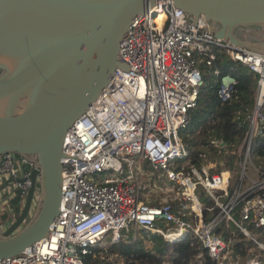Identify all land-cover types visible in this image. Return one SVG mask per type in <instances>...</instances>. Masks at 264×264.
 Returning a JSON list of instances; mask_svg holds the SVG:
<instances>
[{"label": "built area", "instance_id": "2783aa9c", "mask_svg": "<svg viewBox=\"0 0 264 264\" xmlns=\"http://www.w3.org/2000/svg\"><path fill=\"white\" fill-rule=\"evenodd\" d=\"M217 51L258 75L255 103L245 112L241 141L228 145L212 138L200 153L205 161L195 165L179 130L189 123L204 82L199 64L211 66ZM119 55L128 68L115 70L65 133L59 214L47 236L18 255L0 258V264H88L95 245L109 234L117 241L129 229L153 231L166 241L175 235L177 242L193 234L218 264H240L233 249L243 239L251 240L244 264H264V172L256 168L261 175L256 181L247 176L254 140L264 138V52L224 41L203 16L194 21L171 0H156L133 19ZM215 73L218 95L227 102L238 80ZM227 153H237V169L230 167L234 178ZM143 161L149 162L148 170ZM37 168L34 156L1 154L0 184L10 180L5 197L0 190V203L16 198L22 207ZM161 184L170 195L155 204L152 194ZM168 198L178 201L177 209ZM8 225L0 223V235ZM251 230L259 231L260 238Z\"/></svg>", "mask_w": 264, "mask_h": 264}, {"label": "water", "instance_id": "95a60500", "mask_svg": "<svg viewBox=\"0 0 264 264\" xmlns=\"http://www.w3.org/2000/svg\"><path fill=\"white\" fill-rule=\"evenodd\" d=\"M155 1L0 0V155H31L38 167L22 207L12 208L0 235V258L47 236L59 214L65 133L115 70L128 68L119 55L121 40ZM171 1L194 21L203 16L224 41L264 52L251 43L253 35L264 36V0ZM37 190L36 213L22 227Z\"/></svg>", "mask_w": 264, "mask_h": 264}, {"label": "trees", "instance_id": "16d2710c", "mask_svg": "<svg viewBox=\"0 0 264 264\" xmlns=\"http://www.w3.org/2000/svg\"><path fill=\"white\" fill-rule=\"evenodd\" d=\"M199 68L202 71L204 82L199 90L196 106L189 111V123L179 130L183 143L188 147L190 162L195 165H200L205 161L200 153L207 149L212 138L221 139L228 145H237L241 141L246 131L243 118L245 112L254 106L258 86V75L250 72L242 63L232 60L224 51H217L211 66L200 63ZM215 71H218L220 75L231 74L238 80L235 92L227 102H222L218 95L219 78ZM252 153L254 159L261 165L259 170L264 172V138L254 140ZM236 159L237 153H227L225 157L229 167L235 169L237 166L233 162ZM142 167L148 170L149 162L143 161ZM197 194L206 204L207 199L201 188L197 189ZM16 201H13V205ZM168 201L177 209L178 201H172L170 198ZM154 203H159V200L154 199ZM5 217V214L2 215L3 219ZM205 217L207 218L206 213ZM142 234L144 239L138 236L133 238L132 229L122 230L117 241H112L110 234L107 235L92 248V252L86 257L87 263L218 264L193 234L176 243H169L162 235L150 231L143 230ZM145 239L149 240L150 247L146 245ZM253 245V241L243 239L233 249L234 254L238 253L241 256L240 264H244L243 258L248 248Z\"/></svg>", "mask_w": 264, "mask_h": 264}, {"label": "rangeland", "instance_id": "374dc122", "mask_svg": "<svg viewBox=\"0 0 264 264\" xmlns=\"http://www.w3.org/2000/svg\"><path fill=\"white\" fill-rule=\"evenodd\" d=\"M251 43L255 44V45H258L260 47H264V36L262 39L258 38L256 35H253V38H251ZM257 91V90H256ZM192 137V136H191ZM261 165L260 163L254 159L253 160V164L248 162V170H247V176L249 177L250 180H253V181H256L257 179H259L261 177L260 173L256 170L257 169H260ZM214 169H217V171L219 172L220 171V168L217 167V168H214ZM230 174H231V177L234 178V174L232 173V170L230 169V167L228 168ZM240 174V172H239ZM239 174L237 175V177L239 176ZM236 178V177H235ZM161 187L162 189L160 188H157L152 194V198L155 199L156 201H161V200H164L165 197H169L170 195V191L169 190H166V187L165 185H162L161 184ZM165 188V189H164ZM164 190V191H163ZM158 192V193H157ZM6 193H8V190H2L1 192V196H4L6 195ZM38 194V190L36 191V196ZM154 196H156V198H154ZM5 197V196H4ZM3 197V198H4ZM158 197H160L158 199ZM200 199V198H199ZM201 200V199H200ZM38 203H39V196H37L35 198V200L33 201V204H32V210L29 214V217L27 218L26 222L24 224H22V227L28 223V221L30 220V218H32L34 216V214L36 213V210H37V207H38ZM21 227V228H22ZM133 230V235H136L138 237H141L142 239H144L143 237V234H142V231L143 229H138V230H135V229H132ZM252 233L257 236L258 238H260L261 234L259 233V231L257 230H251ZM151 233H156V232H153V231H150ZM156 234H159V233H156ZM161 235V234H160ZM163 236V235H162ZM165 238V237H164ZM166 240V239H165ZM145 243L146 245H148L149 247L151 246L150 243H149V240H146L145 239ZM170 243V242H169Z\"/></svg>", "mask_w": 264, "mask_h": 264}, {"label": "crops", "instance_id": "0c3cea01", "mask_svg": "<svg viewBox=\"0 0 264 264\" xmlns=\"http://www.w3.org/2000/svg\"><path fill=\"white\" fill-rule=\"evenodd\" d=\"M11 210H12L11 206H9L7 203H3V202L0 203V223H4V222L10 223L12 221L13 216ZM4 214L6 215V217L3 219L2 215Z\"/></svg>", "mask_w": 264, "mask_h": 264}, {"label": "flooded vegetation", "instance_id": "af4514ba", "mask_svg": "<svg viewBox=\"0 0 264 264\" xmlns=\"http://www.w3.org/2000/svg\"><path fill=\"white\" fill-rule=\"evenodd\" d=\"M15 200H17V201L13 205V201H15ZM19 203H20V201L18 199H16V198H13L12 200L8 201V205L11 206V208L16 207L17 209H19L20 208Z\"/></svg>", "mask_w": 264, "mask_h": 264}, {"label": "bare ground", "instance_id": "6f19581e", "mask_svg": "<svg viewBox=\"0 0 264 264\" xmlns=\"http://www.w3.org/2000/svg\"><path fill=\"white\" fill-rule=\"evenodd\" d=\"M111 78H112V77H111ZM111 78H110V80H111ZM110 80H109V81H110ZM192 204H193L196 208H198V203H197V201H196L194 198L192 199ZM175 238H176L175 235H171V236L169 235V237H168L169 240H175Z\"/></svg>", "mask_w": 264, "mask_h": 264}]
</instances>
